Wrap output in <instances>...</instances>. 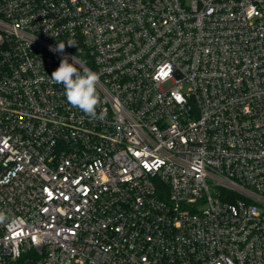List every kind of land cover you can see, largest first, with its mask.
Listing matches in <instances>:
<instances>
[{
    "label": "built area",
    "instance_id": "built-area-1",
    "mask_svg": "<svg viewBox=\"0 0 264 264\" xmlns=\"http://www.w3.org/2000/svg\"><path fill=\"white\" fill-rule=\"evenodd\" d=\"M0 213V264H264V0H0Z\"/></svg>",
    "mask_w": 264,
    "mask_h": 264
},
{
    "label": "clouds",
    "instance_id": "clouds-1",
    "mask_svg": "<svg viewBox=\"0 0 264 264\" xmlns=\"http://www.w3.org/2000/svg\"><path fill=\"white\" fill-rule=\"evenodd\" d=\"M67 44L68 46L76 45L71 40L67 41ZM64 49L65 43L60 42L53 50L64 53ZM71 59L72 62L69 63V57L62 56L59 67L51 74V81L63 85L64 95L71 106L78 108L92 119H104L106 113L103 110L97 114V108L101 104L97 91L99 73L90 68L81 70L75 56ZM5 219L4 214L0 213V223H3Z\"/></svg>",
    "mask_w": 264,
    "mask_h": 264
}]
</instances>
